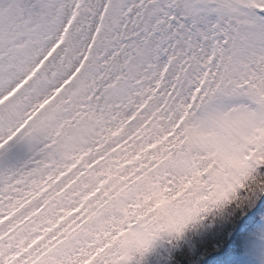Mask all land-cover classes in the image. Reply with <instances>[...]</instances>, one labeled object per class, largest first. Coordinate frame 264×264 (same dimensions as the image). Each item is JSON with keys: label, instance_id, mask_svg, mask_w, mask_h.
Here are the masks:
<instances>
[{"label": "snow or ice", "instance_id": "1", "mask_svg": "<svg viewBox=\"0 0 264 264\" xmlns=\"http://www.w3.org/2000/svg\"><path fill=\"white\" fill-rule=\"evenodd\" d=\"M262 197L264 0H0V264H144Z\"/></svg>", "mask_w": 264, "mask_h": 264}, {"label": "rangeland", "instance_id": "2", "mask_svg": "<svg viewBox=\"0 0 264 264\" xmlns=\"http://www.w3.org/2000/svg\"><path fill=\"white\" fill-rule=\"evenodd\" d=\"M232 213L214 210L204 214V219L205 216L210 218L208 224L204 219L198 220L189 225L179 238L166 237L157 241L146 255L144 264H173L174 261L165 260L164 256L169 254V260L173 259L175 241H181L184 248L179 251L182 261L175 264H264V214L242 222L248 213L234 221L236 216H231ZM188 232L194 237L192 242L188 240ZM206 239L211 240L210 247L203 246L208 244L202 243Z\"/></svg>", "mask_w": 264, "mask_h": 264}, {"label": "trees", "instance_id": "3", "mask_svg": "<svg viewBox=\"0 0 264 264\" xmlns=\"http://www.w3.org/2000/svg\"><path fill=\"white\" fill-rule=\"evenodd\" d=\"M221 211L222 212H229V213L233 212L231 210V206H227L225 209H222ZM233 214H235V216H236L233 219V221H234L235 219H237L239 216H241L244 213L243 212L242 213L233 212L231 214V216H233ZM208 220H210L209 216H205L204 222L206 224L209 223ZM233 221H232V223H233ZM187 237H188V240L191 241V242L194 239L193 235L191 233H189V232L187 233ZM203 242H207L208 243V244H203L204 247H210V245H211V240L210 239L203 240L202 243ZM175 245H176L175 248H174L175 255H174L173 259L172 260H169L170 259V255L169 254H167L166 256H164V259L165 260H168V261H171V262L174 261L173 264H175L176 262H181L182 261V258L180 257V252L182 251V249H184L183 248V244L181 243V241H177V242L175 241ZM196 251H199V250L197 249ZM165 264H167V263H165Z\"/></svg>", "mask_w": 264, "mask_h": 264}, {"label": "water", "instance_id": "4", "mask_svg": "<svg viewBox=\"0 0 264 264\" xmlns=\"http://www.w3.org/2000/svg\"><path fill=\"white\" fill-rule=\"evenodd\" d=\"M262 199H264V197ZM249 217H252V216H249V215L245 216V218H249Z\"/></svg>", "mask_w": 264, "mask_h": 264}]
</instances>
